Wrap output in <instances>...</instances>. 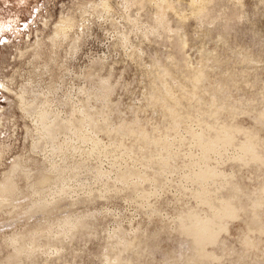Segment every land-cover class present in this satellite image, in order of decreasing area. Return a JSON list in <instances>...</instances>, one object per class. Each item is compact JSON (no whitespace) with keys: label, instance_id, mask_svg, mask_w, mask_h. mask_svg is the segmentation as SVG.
Segmentation results:
<instances>
[{"label":"rangeland","instance_id":"1","mask_svg":"<svg viewBox=\"0 0 264 264\" xmlns=\"http://www.w3.org/2000/svg\"><path fill=\"white\" fill-rule=\"evenodd\" d=\"M7 177L0 264H264V0H0Z\"/></svg>","mask_w":264,"mask_h":264},{"label":"bare ground","instance_id":"2","mask_svg":"<svg viewBox=\"0 0 264 264\" xmlns=\"http://www.w3.org/2000/svg\"><path fill=\"white\" fill-rule=\"evenodd\" d=\"M103 5L104 6H107V4L106 3H103ZM70 21V20H69ZM66 23H64V25H65ZM59 26V25H58ZM60 27V26H59ZM59 29V28H58ZM62 29V28H61ZM68 29V28H67ZM63 30V29H62ZM57 33V32H56ZM61 34V33H60ZM56 35V34H55ZM58 35V34H57ZM66 37V36H65ZM182 43V42H181ZM180 45V44H179ZM181 46V45H180ZM190 73V72H189ZM204 73H203V70H201L200 71V73L198 74V75H196V74H193V77H194V79L195 80H197V81H201L204 77ZM160 77H162V75L160 76ZM165 78V77H164ZM162 80H163V77L161 78ZM105 85V84H104ZM31 110V109H30ZM45 113V112H44ZM43 113V114H44ZM169 114L170 115H173V110H169ZM47 115V114H46ZM45 115V116H46ZM44 116V115H43ZM43 116H42V119H43ZM45 116H44V118H45ZM50 116V115H49ZM48 118V117H47ZM47 118L46 119H44L43 121H42V123H44V121L45 120H47ZM41 123V124H42ZM47 122H45V124H46ZM45 124L43 125V126H45ZM46 126H49V125H46ZM51 126V125H50ZM53 127H48V128H46L47 130H45V131H47L48 133H52L53 131L55 132V130H58V129H60V127L59 126H57V127H54V125H52ZM135 126V125H134ZM127 128H128V130H132V129H134V127L133 126H126ZM44 128L45 127H43V131H44ZM47 132H46V134H47ZM60 132V131H59ZM45 133V132H44ZM54 134V133H53ZM57 134V133H56ZM48 135H50V134H48ZM201 135H203V134H201ZM51 136H53L52 134H51ZM55 136V135H54ZM53 136V137H54ZM50 138V137H49ZM204 138V137H203ZM209 138V137H208ZM202 139V138H201ZM206 139V138H205ZM51 140V139H50ZM163 141L165 140V139H162ZM161 140V141H162ZM207 141H208V139H207ZM205 142H206V140H205ZM207 143V142H206ZM205 143V144H206ZM209 144H210V141H209ZM252 145V144H251ZM249 146L250 147V149H252V146ZM255 147V146H254ZM208 148V147H207ZM247 149V148H246ZM254 149V148H253ZM207 150V149H206ZM249 150V149H248ZM255 150V149H254ZM250 151V150H249ZM256 151V150H255ZM255 151H254V153H255ZM248 153V152H247ZM253 153V152H252ZM250 155V154H249ZM15 169V168H14ZM214 172V171H213ZM212 172V173H213ZM7 175V174H6ZM202 175H204L205 177H206V175H205V173L204 174H202ZM207 176H208V173H207ZM210 176H211V173H210ZM213 176H215V175H213ZM212 176V177H213ZM11 177V176H10ZM10 177H7L6 178V180L5 179H3V182H1L0 183V194H2V193H7V192H11V191H15L14 189L16 188V183H15V181L13 180V178H10ZM202 177V176H201ZM198 178H200V175L198 176ZM216 178V177H215ZM203 190V189H202ZM201 190V191H202ZM263 191H264V187H263ZM204 192V191H203ZM202 192V193H203ZM206 193V192H205ZM199 194H201V192L199 193ZM204 194V193H203ZM207 194V193H206ZM205 194V195H206ZM199 196V195H198ZM204 197V196H203ZM207 198H209V197H207ZM227 199V198H226ZM215 200V199H214ZM221 202H222V200H221ZM220 203V202H219ZM229 203V202H228ZM222 204V203H221ZM227 204V203H226ZM223 205V204H222ZM224 205H225V202H224ZM222 208H223V206H222ZM207 216V215H206ZM198 219V218H197ZM211 219V218H210ZM195 224H196V226H198V230L199 231H197L196 233V235H197V237H199L200 239H203L206 235H208L212 230H213V228H212V225H209V221L207 220V219H199L198 220V223H197V221L196 222H194ZM192 224H193V222H192ZM195 224H194V226H195ZM190 225V224H189ZM188 226V225H187ZM193 226V227H194ZM192 227V226H191ZM215 229V228H214ZM194 230H196V229H194Z\"/></svg>","mask_w":264,"mask_h":264}]
</instances>
